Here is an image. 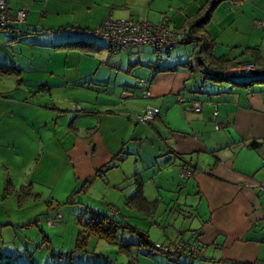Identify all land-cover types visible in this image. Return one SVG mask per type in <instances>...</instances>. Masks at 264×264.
<instances>
[{"label":"crops","instance_id":"1","mask_svg":"<svg viewBox=\"0 0 264 264\" xmlns=\"http://www.w3.org/2000/svg\"><path fill=\"white\" fill-rule=\"evenodd\" d=\"M8 1L27 10V19L0 29V64L19 72L0 77V211L6 212L0 238L38 222L21 214L29 203H47L46 195L59 205L71 201L83 181L82 190L98 181L107 192L124 193L129 182L135 191L148 173L154 184L143 181L142 190L155 208L139 212L163 230L151 242H195L201 254L159 255L144 264H264V82L206 79L195 43H181L193 46L186 61L172 64L162 55L142 63L145 46L114 53L109 40L94 34L109 18L168 19L189 32L210 0H145L139 9L129 0ZM258 21L264 22V0L220 3L206 26L214 56H226L231 67L262 66ZM77 41L91 47L66 48ZM149 104L160 115L141 124L136 116ZM184 169L192 171L189 179Z\"/></svg>","mask_w":264,"mask_h":264},{"label":"rangeland","instance_id":"2","mask_svg":"<svg viewBox=\"0 0 264 264\" xmlns=\"http://www.w3.org/2000/svg\"><path fill=\"white\" fill-rule=\"evenodd\" d=\"M129 2L130 8L139 9V6L146 7L145 0H129ZM163 21L169 20L163 19ZM161 22H156V24ZM169 26L173 30L180 29L172 27L170 24ZM144 48L146 52L142 56V63L150 60L162 61L161 56L163 55L169 63L174 64L178 62L177 58L183 62L182 59L185 60V56L190 53L193 46L179 43L173 50H163L161 52H155L150 46H145ZM136 69L140 70L143 68L139 65L134 71ZM238 78H242V76ZM24 144L21 146L23 150ZM140 181L141 183L144 181L145 187L154 184L152 177L148 173L140 176ZM83 182L73 192L72 197L74 199L71 201H63L59 205L57 201H52L49 197L46 198V195L44 200L48 201L47 203L43 201V203L36 206H32L31 203L27 204L28 208L21 215L29 214L31 218H26L25 221L27 223L32 219L34 221L36 218H38V222L28 223L25 227H20L16 231L12 230L11 233H6L4 237L0 238V252L4 253L1 254V261L5 263L8 256L12 257L17 264H32L34 262L35 264L65 263L68 260L74 264H93L96 262L106 264H144L145 262L154 261L153 256L149 257L146 255L149 250L148 246L137 245L141 242V237L129 229H122L118 232L116 243H110L98 237H90L84 250L75 249L79 230L82 224L87 222L89 215L93 212H107L115 215L112 209L117 212L116 217L118 220L133 226L136 225L141 230L147 231L152 242L163 236L162 229L156 228L155 225H151L152 223L146 221L145 213L132 209L125 204V198L123 199L121 191V193L112 190L107 192L106 188L98 185L100 184L97 183L98 181L86 183V186L92 185L90 190H86L87 188L82 190ZM130 183L128 185H130L131 190L127 187V183L122 190L124 192L122 194L125 196H129L134 191L135 186ZM146 193L149 197H153L150 196L149 192L146 191ZM51 202H54L53 207L48 205ZM111 204L114 206H111ZM11 212V215L15 218L18 216L13 210ZM119 212L121 213L120 215ZM0 215L5 216L6 212L0 211ZM58 216H61V219L55 225H51L49 223L50 220L56 219ZM128 243H133V245L126 247L125 245ZM122 245L125 247H122Z\"/></svg>","mask_w":264,"mask_h":264},{"label":"trees","instance_id":"3","mask_svg":"<svg viewBox=\"0 0 264 264\" xmlns=\"http://www.w3.org/2000/svg\"><path fill=\"white\" fill-rule=\"evenodd\" d=\"M225 0H210L209 3L204 6L198 14H196L195 21L190 25L189 32L185 33L184 38L182 39L181 43L190 42L195 43V51L194 56L197 58L198 63H200L203 67L202 71L208 80L212 81H233L235 82L238 77H250L252 80L248 82V84H252L253 82H264V71L261 73H252V74H244V75H228L226 74V70L231 68V66H236L232 63V60H229L226 56L222 57H215L213 54V48L215 42L210 38L206 31V26L211 21L213 13L215 9L218 7L220 3ZM18 11V10H15ZM13 26V25H12ZM10 27V26H9ZM6 28V27H5ZM1 29V28H0ZM95 34V32H94ZM96 35V34H95ZM98 36V35H96ZM100 37V36H99ZM102 38V37H100ZM108 40V39H107ZM88 42L77 41L73 43H65L66 48H80V49H87L90 45ZM198 45V46H197ZM91 47V46H90ZM174 49V48H173ZM171 49V50H173ZM170 50V49H164ZM156 51V50H155ZM163 51V50H162ZM161 52V51H160ZM189 64V63H187ZM264 68V61L261 63ZM18 69L14 67L4 66L0 64V77H4L7 75H17ZM149 82V80H148ZM105 169H109V166H106ZM105 170H101L100 173L104 172ZM136 190L133 194L129 195L127 198V205L128 207L135 209L141 212H148L153 211L155 207L150 208V203L146 200V197L143 195L142 190V183L138 179L136 180ZM11 190V183L8 182L6 191L9 192ZM23 191L28 190L27 187L22 189ZM151 209V210H150ZM152 213V212H151ZM122 229H129L130 231L136 233L141 237V242H139L138 246L146 245L148 246L149 250L147 254L149 256H159L163 254H152V250L155 247L156 243L153 244L149 238L147 231H143L136 226L130 225L126 222H122L117 219L116 215H112L107 212H93L89 215L87 222L82 224V230L78 234L76 240V250H84L87 240L90 237H98L100 239H104L110 243H116V239L118 237V232ZM180 244H184L190 246L191 244H186L183 242H179ZM178 243V244H179ZM177 244V243H176ZM133 245V243H128L125 246L129 247ZM171 245V244H169ZM122 245V247H125ZM173 254H164L163 256H171ZM189 257H195L193 255H186L180 254ZM1 254H0V264H17L12 259V257L8 256L6 258V262L3 263L1 261ZM33 264V263H32ZM60 264H74L72 261L68 260L65 263ZM93 264H106L103 262H96ZM132 264V263H130Z\"/></svg>","mask_w":264,"mask_h":264},{"label":"built area","instance_id":"4","mask_svg":"<svg viewBox=\"0 0 264 264\" xmlns=\"http://www.w3.org/2000/svg\"><path fill=\"white\" fill-rule=\"evenodd\" d=\"M27 10L21 9L15 11L8 0H0V28H5L12 26L14 24H20L26 21ZM260 26L264 25V22H257ZM186 30L184 28L173 30L170 28L168 21H162L156 24L155 22L149 20H134V19H113L109 18L105 20L100 27L95 30V34L108 39L113 44V52L118 53L122 50H127L131 48H139L141 46H150L157 52L164 49H173L179 43H181L182 38H184ZM264 68L256 63H247L237 67H231L226 70L228 75H244L252 73H261ZM140 84L143 86H148L149 82L147 79L142 78ZM125 95H132V93H125ZM145 96H150V90L144 92ZM181 102L185 99L180 98ZM195 109L200 108V103L194 104ZM161 109L156 105L149 104L144 109L143 113L137 114L136 120L139 123L152 124L155 119L160 115ZM217 118V115H216ZM218 123H216V128H218ZM192 176V171L189 169H184L182 172L183 179H189ZM115 215V209H112ZM61 216L56 219L50 220L51 225H55ZM152 254H173V255H193L199 256L201 250L197 243H192L190 246L184 244H164L156 243L152 250Z\"/></svg>","mask_w":264,"mask_h":264}]
</instances>
